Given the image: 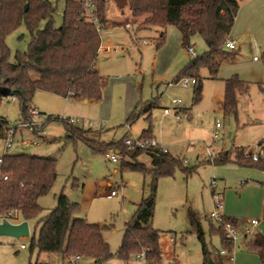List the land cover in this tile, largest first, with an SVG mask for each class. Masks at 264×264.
Wrapping results in <instances>:
<instances>
[{
	"label": "rangeland",
	"instance_id": "374dc122",
	"mask_svg": "<svg viewBox=\"0 0 264 264\" xmlns=\"http://www.w3.org/2000/svg\"><path fill=\"white\" fill-rule=\"evenodd\" d=\"M53 1L57 4L53 24L59 27L64 20L65 0ZM109 9L111 18L109 17L107 26L100 32L102 43L121 45L125 47V51H99L100 56L105 58L98 61L99 72L107 81L102 99L85 102L47 91H36L32 107L41 112L42 118L52 115L45 126L46 135L38 136L25 128H19L16 142L26 139L33 143L28 146L15 145L10 149L11 153L27 152L57 159L58 175L55 183L39 199L44 208L42 216L57 206L58 196L64 192L70 201L80 204V210L75 214L77 217L105 226L103 236L113 256L99 263L91 258H75L77 262L72 264H148L145 257H139V254L123 259L116 253L122 244L126 223L133 218L142 197L150 192L148 185L151 174L122 169V157L120 161L113 162L102 153H93L84 141L67 138L62 118H84L85 124H76L84 129H89L87 123L92 122L94 125L87 136L105 142L123 140L129 133L128 123L131 124V132L136 136H141L143 129L151 126L157 140L168 151L184 162L186 160L184 165L191 171L190 174L186 173L184 166H177L172 175L161 176L157 184L153 226L161 231V264H203L202 243L198 228L191 225L190 211L197 215L202 224L208 248L222 249L220 235L211 228V225L217 226V222L209 216L214 208L213 180L218 190L227 192L236 189L232 191L236 196L239 195L237 189L240 185L241 189L249 187L241 197L240 215L235 217L239 219L243 229L249 228L248 239L255 232L264 234V170L235 163L215 165L207 161L208 149L214 151L227 147L235 152L241 148L244 153L264 151V46L255 45L252 39L247 38L246 46L238 44L233 59L224 60L230 64H239L241 70H244L243 74L249 77L248 92L238 97L237 112L226 113L222 107L225 80L213 77L207 67L200 70L203 83L200 100H194L195 84L188 87L169 84L174 82V70L184 62L189 63L190 56H193L178 41L180 32L175 26L163 29L165 41L157 48L156 39L161 28L148 29L142 26L143 29H139L144 16L139 17L136 19L137 24L130 22L134 32L138 34V40H133L134 32L122 23L125 18L120 15L114 0H109ZM126 15H130V12ZM46 23L43 20L40 27H44ZM141 38L148 42L144 47H139ZM6 41L11 49L10 61L15 62L17 53L25 52L31 41V33L26 23L23 22L11 32ZM167 42L165 48L171 55L168 57L161 53L159 66L155 68V50L161 49ZM178 42L181 53L174 56L172 50ZM191 44L194 45L195 56L208 51L207 44L199 34L192 36ZM166 56L168 60L165 59ZM164 68H167L165 76H160L159 71H164ZM234 73L236 74L233 72L228 78ZM130 98L134 99L133 107L126 110L125 105ZM173 99H180L179 106L184 110L190 108V113L184 110L177 113ZM152 100L157 101V106L152 109L151 117L147 114L131 122L127 121L137 106L140 110V104ZM165 107H169V114L164 113ZM4 119L11 128H16L23 121L18 97L0 101V121ZM217 122L220 123L218 128ZM215 133L218 134L217 138H214ZM5 143V137L0 136V157L5 152ZM139 160L149 169L152 168L146 155H142ZM260 160L264 162L263 159ZM241 170L245 177H241ZM111 189H116L118 195L108 198L106 192ZM252 219H258L259 222L251 225ZM29 225V237L0 236V264H27L29 261L38 264H63L60 253L40 252L37 247L31 248L32 236H38L39 226L36 220L29 221ZM243 241L241 239L236 242L232 252L235 257L234 264H239V252L241 258L247 257L241 259L240 264H263L258 254L245 247ZM21 244L26 247L21 248ZM225 261L229 264L230 260L225 258Z\"/></svg>",
	"mask_w": 264,
	"mask_h": 264
},
{
	"label": "trees",
	"instance_id": "16d2710c",
	"mask_svg": "<svg viewBox=\"0 0 264 264\" xmlns=\"http://www.w3.org/2000/svg\"><path fill=\"white\" fill-rule=\"evenodd\" d=\"M85 1L65 0L64 20L61 26L56 27L53 21L57 4L53 0H0V101L18 97L24 121L31 119L32 100L38 90L79 100L102 99L107 81L97 69L101 33L87 18ZM92 1L99 22L105 28L109 21V0ZM241 1L243 0H114L120 10L130 12V15H122L123 19L125 18L123 24H137L136 19L144 16L139 29H162L156 39L157 47L165 41L163 29L167 26H175L179 30L182 45L185 47L195 34L204 39L208 51L200 56H192L174 80L178 81L183 77L195 78V101L202 97L201 68L207 67L210 74L217 77L222 62L236 56L237 51L227 48L225 43ZM27 3L29 7L25 11ZM43 20L47 23L41 28ZM23 22L31 33V41L28 49L18 52L16 61L11 62V49L6 38ZM248 89V81L238 74L225 79L222 101L224 111L236 113L238 97L247 93ZM139 106L141 109L137 106L127 119L128 122L154 108L156 102L152 100ZM47 118H52V115ZM62 119L67 138L84 141L93 153L105 154L108 149H118L120 154L123 153L122 169L151 174V182L148 185L150 192L142 197L133 218L126 223L122 244L116 254L120 258L128 259L133 254L144 253L148 264H161V231L153 226L157 184L161 176L172 175L177 166H184L186 173L190 174L191 171L184 165L186 160L184 162L171 152L155 146L128 149L124 139L111 143L92 140L87 136L90 128L84 129L67 119ZM9 128V122L1 120L0 136L6 137ZM141 136L154 137L152 127L145 129ZM126 150L128 152H125ZM142 155L149 158L151 169L139 160ZM1 158L0 221L2 218L14 223L36 220L39 233L38 236H32L31 248L37 247L40 252L60 253L63 264L77 262L75 258H91L95 263H99L113 256L103 236L105 226L77 217L75 214L80 210V204L70 201L64 192L58 196L57 206L47 215H41L44 208L39 199L46 195L55 183L58 175L57 159L27 152H4ZM207 161L215 165L235 163L264 170L263 161L246 156L241 148L235 152L231 149L222 150ZM4 175L8 177L5 179ZM190 221L193 227L198 228L203 264H227L225 258H228V255L221 254V249L208 248L202 224L193 211H190ZM227 223L243 228L238 218L228 216L217 222V226L211 225V228L220 235L222 249L232 254L236 244L226 237L224 227ZM246 239L248 236L243 241L244 246L257 253L264 264V234L255 232L250 239ZM27 264L38 262L29 261Z\"/></svg>",
	"mask_w": 264,
	"mask_h": 264
},
{
	"label": "built area",
	"instance_id": "2783aa9c",
	"mask_svg": "<svg viewBox=\"0 0 264 264\" xmlns=\"http://www.w3.org/2000/svg\"><path fill=\"white\" fill-rule=\"evenodd\" d=\"M85 8H86V13H87V18L93 22L96 26L99 32H101L104 29V25H102L99 22V18L98 15L95 11V5L93 3L92 0H86L85 1ZM147 41L146 40H142L140 42L139 47H144L145 45H147ZM226 47L229 49H235L236 48V42L235 40L231 39L230 37L227 38L226 40ZM138 46V45H136ZM187 49L188 52H190V54H192L193 56H195V49H194V45L193 44H188L187 45ZM103 50L104 52H123L125 51V47L121 46V45H117V46H111V45H105L104 43H102L101 40V45L99 48V51ZM255 60H257V57H254ZM196 82L195 78H191V77H183L178 81H174V82H170V84H181L185 87L190 86L191 84H194ZM174 103H180L181 100L180 99H173ZM165 112L168 113L169 109H165ZM41 112L32 107L30 109V116L31 119L30 120H23L21 121L18 126L16 128H9L8 130V134L5 137L6 139V143H5V152H10V149L13 148L15 145L17 146H28L30 144H32L33 142H30L29 140L23 139L21 141H17L16 142V134L18 132L19 128H25L26 130L30 131L31 133L38 135V136H45L46 135V130H45V126L47 123L48 118H42L41 116ZM178 118L179 115H177ZM69 120L72 123L81 125V124H85V119L84 118H64ZM89 128L93 127V123L92 122H88L87 123ZM216 127H220V123L217 122L216 123ZM127 129H128V134H126V136L124 137V144L127 146L128 149H138V148H145V147H160L162 148L163 151H168L158 140L157 138L151 137H144V136H136L135 134H133L131 132V124L128 123L127 124ZM218 134L215 133L214 138H217ZM105 157L110 159L113 162H118L120 161V155L118 153H116L114 150L108 149L105 152ZM207 155L210 158H214L217 155V152L215 151H211L208 149L207 151ZM246 156H251V158L253 160H259V159H263L264 160V151L261 150L260 152H256V153H252L251 155L249 154V152H246ZM2 162V158L0 157V164ZM0 176H1V171H0ZM5 179L8 177L7 175L3 176ZM212 185L214 188V192H213V199H214V208L211 211V213L209 214V216L211 218H213L215 221L217 222H221L225 215L223 213V209H224V199L222 194L216 190V182L213 180L212 181ZM118 194V191L116 189H112L108 194L107 197L108 198H112L115 195ZM258 219H252L250 221L251 225H256L258 223ZM225 233H226V237L232 241L233 243L236 244V242L242 237V236H247L248 232H249V228H237L235 225L227 223L225 225ZM21 248H25V244H21L20 246ZM221 254L223 255H228V259L231 262H234V255L233 254H228L227 251L225 249H221ZM139 257H144V253H140L138 255Z\"/></svg>",
	"mask_w": 264,
	"mask_h": 264
},
{
	"label": "crops",
	"instance_id": "0c3cea01",
	"mask_svg": "<svg viewBox=\"0 0 264 264\" xmlns=\"http://www.w3.org/2000/svg\"><path fill=\"white\" fill-rule=\"evenodd\" d=\"M118 10L121 12V14H120L121 16L125 15V14H127V12H129L128 10H124V9L120 10L119 8H118ZM109 11H110V9H109ZM109 11H108V13H109ZM108 16L111 18V14L110 13L108 14ZM130 24H131L130 22L127 23L125 25V27L128 30H132V32H134V30H133V28L131 27ZM157 31H159V30H157ZM137 36H138V34L134 32V36H132L133 40L134 39L138 40ZM229 37L231 39L235 40V42H236L235 50L237 49L238 44L246 46L247 38L252 39L254 41L255 45L264 46V0H243V1H241L240 9H239V11L237 13V16L235 18V22H234V25L232 27V30L230 32ZM142 40H146V39L141 38V39H139V42H141ZM178 41H180L181 44H182L181 34L179 36V40ZM190 43H192V38L189 41V44ZM167 45H168V42L165 43V45H163L161 47V49L155 50V54H156L155 55V59H154L155 68L159 66V61H160L159 58H160V54L161 53L164 54V55H167L168 57H169V55H171V52L169 50L166 51L165 47H167ZM183 47L187 48L185 46H183ZM157 48H159V47H157ZM180 49L181 48L179 47V42L177 43V45L175 43V46L173 47V50H172L173 51L172 55L179 56L180 53H181ZM167 56L165 58L166 60H168ZM104 59L105 58L100 56V54H99L98 61H101V60H104ZM190 59H191V56H190ZM98 61H97V69L99 70L100 66L98 64ZM255 61H258V59L255 60ZM186 64H187V62L186 63L184 62L181 65H179V67H177L176 70H174V72H175L174 73V77H173L174 80L177 77V75L180 73V71L183 69V66H186ZM236 66H238L240 68H235ZM166 69L167 68H164L163 69L164 71H159V72H161L160 76H165L164 72L166 71ZM258 69L260 70V68H258ZM157 70H158V68H157ZM161 70H162V66H161ZM233 72H236V74H238L242 79L248 81L247 78H249V77L247 75L243 74L244 70H241V66L239 64H237L236 62H234V64H230V63H227L226 61H223L221 66H220V69H219V71L217 73V77L220 78V79L225 80L226 78H228L230 76V74H233ZM176 85H178V84H176ZM84 101L88 102L90 100H84ZM133 101H134L133 98H130V100L127 101V103H126L127 105H125L126 110H131V108L133 107ZM153 101H155V100H153ZM155 102H156V106H157V101H155ZM172 103L174 105V108H176L175 110H176L177 113L182 111V110H184V108H181L179 106L180 103H174L173 100H172ZM152 109L149 110V111H145V112L141 113L139 116H141V115L144 116V115L148 114L149 117H151L152 116ZM165 109H169V107H165L164 108V113H166ZM186 109L187 110H184V111L189 114L190 113V108H186ZM169 113H170V109H169V112L166 113V114H169ZM144 130L145 129H143V131H142V133L140 135L143 134ZM152 134L156 137V134L153 131H152ZM89 138H91L92 140L100 141L99 139H96L94 137H90L89 136ZM100 142L111 143V142H115V141H111V142L100 141ZM225 149H230V148L221 147V148H219L217 150H214V151L215 152H220V151L225 150ZM111 150H114L116 153H118L120 155V157L123 158V156L119 153L118 149L113 148ZM242 176L245 177L246 175L241 170V177ZM240 182H243V181H240ZM111 190L106 192V196ZM216 190L219 191L222 194L224 202H225V206H224L225 209L223 211L224 215L228 216V217H235V216L240 215V212H241V197L245 193V190H249V187L241 189V185H240L239 188L237 189L239 191V195H237V196L233 193L234 191H236V189H230V190H228L226 192L225 190H221V189L218 190L217 186H216ZM241 191H242V193H241ZM117 195H115V196H117ZM247 236H242L239 240H241V239L244 240ZM240 245H241V243H240ZM240 245H239V247H240ZM251 257L252 256H249L248 258L252 259ZM243 258L246 259L247 257H243ZM243 258H241V252L237 253V262L239 264L241 263V259H243ZM234 261H235V257H234ZM234 263L235 262L229 261V264H234Z\"/></svg>",
	"mask_w": 264,
	"mask_h": 264
},
{
	"label": "water",
	"instance_id": "95a60500",
	"mask_svg": "<svg viewBox=\"0 0 264 264\" xmlns=\"http://www.w3.org/2000/svg\"><path fill=\"white\" fill-rule=\"evenodd\" d=\"M28 3L25 4V11L28 10ZM31 234L28 220H23L18 223L11 222L7 218H2L0 221V236L8 235L12 237H29Z\"/></svg>",
	"mask_w": 264,
	"mask_h": 264
}]
</instances>
